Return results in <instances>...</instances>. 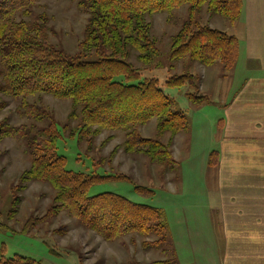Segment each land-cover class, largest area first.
Masks as SVG:
<instances>
[{"label":"rangeland","instance_id":"374dc122","mask_svg":"<svg viewBox=\"0 0 264 264\" xmlns=\"http://www.w3.org/2000/svg\"><path fill=\"white\" fill-rule=\"evenodd\" d=\"M28 12L27 17L17 15L16 23H43L46 42L53 48L68 58L97 59L94 52L85 54L80 49L88 16L76 1L38 0ZM145 21L156 54L147 65L138 60L137 53L130 51L125 62L138 72L140 82L158 83L171 99L174 110L186 116L188 129L175 136L168 132L160 134L157 120L152 119L133 130L142 139L162 144L171 153L174 166L166 161L152 162L142 153H126L125 133L121 131L103 130L79 142L76 132L81 127V109L75 108L70 100L37 94L28 102L41 108L44 119L27 120L18 110L19 103L1 92L0 77V125L25 127L23 139L0 141V259L21 256L33 264H219L221 233L209 218L216 192L213 179L205 175L210 170L209 155L217 147L219 99L212 100L215 103L211 105L194 107L186 94H191L193 99L201 96L199 79L205 77L204 95L215 96L214 89L222 84L220 76L224 70L218 61L208 69L190 61L188 56L172 61L170 53L174 38L186 23L217 29L241 39L242 21L238 20L236 27L223 17L208 13L205 6L192 19L188 7L183 6L170 16L153 14ZM180 76L190 79L189 87L166 85L171 77ZM228 79L226 84L231 82ZM53 124L62 135L57 151L65 158L66 170L85 174L97 171L100 175L120 177L117 181L92 186L89 196L112 193L161 211L165 226L161 245L145 248V242L149 244L157 239L137 234L103 241L68 211L50 213L55 206L56 192L44 182H24L22 175L30 167L35 138Z\"/></svg>","mask_w":264,"mask_h":264},{"label":"trees","instance_id":"16d2710c","mask_svg":"<svg viewBox=\"0 0 264 264\" xmlns=\"http://www.w3.org/2000/svg\"><path fill=\"white\" fill-rule=\"evenodd\" d=\"M37 1L0 0L1 92L19 103L18 110L27 120L37 122L44 119V114L37 104H29V98L46 94L58 100H70L75 108L81 109V127L76 132L79 142L103 130L121 131L125 133L126 153H142L152 162L166 161L174 166L171 153L162 144L140 138L133 129L156 119L160 134L168 132L175 136L187 131V118L174 110L171 99L156 81L140 82L138 72L125 59L134 51L138 60L148 65L155 56L153 42L148 38L147 16L161 13L170 16L187 6L192 19L194 13L205 6L208 13L234 24L241 17L242 0H74L88 16L80 49L85 54L94 52L97 56L94 61L68 58L53 48L46 42L43 23H16L15 17H27ZM238 48L234 36L186 23L173 40L170 60L188 56L190 61L204 67L218 61L224 71H230L237 61ZM189 81L180 76L171 77L165 83L182 88L189 87ZM186 97L194 105L208 101L201 96L193 99L188 92ZM24 135V126L0 125V141L21 140ZM61 136L56 124L37 136L30 167L22 175L24 182H44L56 192L55 206L50 213L68 211L103 241L137 234L157 239L149 244L145 242V248L161 245L165 236L161 211L112 193L89 196L92 186L117 181L120 177L100 175L97 171L85 174L66 170L65 158L57 151ZM0 264L33 263L14 256L1 257Z\"/></svg>","mask_w":264,"mask_h":264},{"label":"crops","instance_id":"0c3cea01","mask_svg":"<svg viewBox=\"0 0 264 264\" xmlns=\"http://www.w3.org/2000/svg\"><path fill=\"white\" fill-rule=\"evenodd\" d=\"M240 19L241 39L231 35L238 40L237 61L222 71L215 96L204 95L207 80L199 79L208 99L202 104L218 97L221 114L205 172L216 192L209 218L221 233L219 264H264V0H242Z\"/></svg>","mask_w":264,"mask_h":264}]
</instances>
